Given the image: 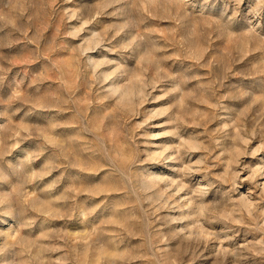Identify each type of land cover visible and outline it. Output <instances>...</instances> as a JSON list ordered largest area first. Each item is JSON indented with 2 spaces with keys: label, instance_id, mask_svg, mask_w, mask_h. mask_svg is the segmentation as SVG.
Listing matches in <instances>:
<instances>
[{
  "label": "rangeland",
  "instance_id": "374dc122",
  "mask_svg": "<svg viewBox=\"0 0 264 264\" xmlns=\"http://www.w3.org/2000/svg\"><path fill=\"white\" fill-rule=\"evenodd\" d=\"M0 264H264V0H0Z\"/></svg>",
  "mask_w": 264,
  "mask_h": 264
}]
</instances>
